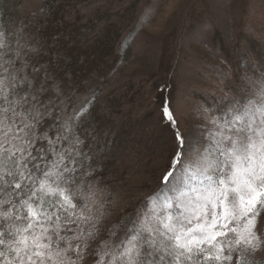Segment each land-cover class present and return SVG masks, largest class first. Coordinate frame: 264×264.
Listing matches in <instances>:
<instances>
[{"label":"rangeland","instance_id":"374dc122","mask_svg":"<svg viewBox=\"0 0 264 264\" xmlns=\"http://www.w3.org/2000/svg\"><path fill=\"white\" fill-rule=\"evenodd\" d=\"M43 10V0H0V32L20 62L54 82V110L42 125L49 135L57 117L62 123L87 106L71 121L83 141L77 175L84 192H95L102 229L128 224L164 187L176 151L162 119L166 98L185 140L197 146L212 129L206 116L242 101L249 80H264V0H60L57 21L76 54L92 57L99 41L106 50L124 43L115 65L107 60L100 75L77 83L39 56ZM257 231L264 239V211ZM248 259L264 264V244Z\"/></svg>","mask_w":264,"mask_h":264},{"label":"snow or ice","instance_id":"6c2138e0","mask_svg":"<svg viewBox=\"0 0 264 264\" xmlns=\"http://www.w3.org/2000/svg\"><path fill=\"white\" fill-rule=\"evenodd\" d=\"M0 32V264H253L264 211V80L242 101L206 116L203 143L186 141L167 98L163 122L176 151L162 187L128 224L102 229L95 192L78 183L80 145L71 121L42 127L53 81L27 68ZM59 125L57 127L56 125ZM121 235L117 241L116 229ZM102 232L107 238L101 240Z\"/></svg>","mask_w":264,"mask_h":264},{"label":"trees","instance_id":"16d2710c","mask_svg":"<svg viewBox=\"0 0 264 264\" xmlns=\"http://www.w3.org/2000/svg\"><path fill=\"white\" fill-rule=\"evenodd\" d=\"M60 0H43L45 8L40 12V17H44V20L40 19V27L38 34V53L42 61L45 60L46 64L51 69H57L60 72H66L73 80L77 83V80H81L91 73L101 74L102 68L104 67L105 61L113 59L112 65L121 51L124 49V43L118 45H112L109 49L106 48L99 41L95 48L91 49V54H95L92 57H86L85 53H77L75 50V44L70 45L72 42L70 36L68 37L64 22H58L54 6L58 5ZM43 21V22H42ZM117 44V43H116ZM102 48V49H101ZM64 49L68 51L67 56H61V52ZM106 51V52H105ZM94 52V53H93ZM43 55V58L41 57ZM109 57V58H108ZM111 62V60H110ZM103 235V232L101 233ZM106 234V232H105Z\"/></svg>","mask_w":264,"mask_h":264}]
</instances>
